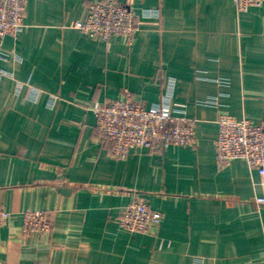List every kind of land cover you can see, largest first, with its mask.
<instances>
[{
	"label": "crops",
	"instance_id": "obj_1",
	"mask_svg": "<svg viewBox=\"0 0 264 264\" xmlns=\"http://www.w3.org/2000/svg\"><path fill=\"white\" fill-rule=\"evenodd\" d=\"M100 1L27 0L23 30L0 39V264H264V184L215 150L220 113L264 120V4L116 0L156 14L129 43L73 26ZM127 95L184 103L195 143L113 157L93 105ZM140 197L163 215L155 233L117 220ZM28 209L51 229L24 231Z\"/></svg>",
	"mask_w": 264,
	"mask_h": 264
},
{
	"label": "built area",
	"instance_id": "obj_2",
	"mask_svg": "<svg viewBox=\"0 0 264 264\" xmlns=\"http://www.w3.org/2000/svg\"><path fill=\"white\" fill-rule=\"evenodd\" d=\"M234 1L239 12L264 4V0ZM26 6L27 0H0V39L6 35L17 36L23 30ZM151 15L156 16L146 11L138 14L130 5L106 0L92 3L86 19L77 20L73 26L91 37L109 41L111 37L121 35L131 43L143 17ZM4 75L7 72L0 70V78ZM199 103L218 106L219 99L215 95ZM93 111L99 136L115 158H126L134 148L160 152L172 145H193L196 141L198 120L187 115L184 103L173 104L169 97L147 106L127 95L126 99L96 102ZM217 123L215 150L219 165L243 159L251 171L258 173L264 184V120L237 119L223 112L219 114ZM256 201L264 204V196L256 197ZM22 216L26 232L41 233L52 227L49 215L41 210L28 209ZM10 217V212L0 206V227L6 225ZM162 219V213L153 210L143 197L124 206L117 218L126 231L145 234L155 233Z\"/></svg>",
	"mask_w": 264,
	"mask_h": 264
}]
</instances>
